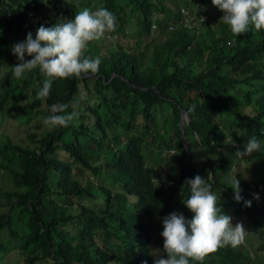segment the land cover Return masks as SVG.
<instances>
[{
    "label": "trees",
    "instance_id": "trees-1",
    "mask_svg": "<svg viewBox=\"0 0 264 264\" xmlns=\"http://www.w3.org/2000/svg\"><path fill=\"white\" fill-rule=\"evenodd\" d=\"M78 2L0 0V121L31 126L18 139L0 135V264L11 252L22 264H155L159 217L171 207L192 218L182 201L196 175L211 176L225 214L230 201L232 218L264 230V30L235 36L212 0ZM90 6L117 18L116 31L85 51L101 59L96 75L56 79L47 98L38 97L46 79L39 69L13 78L15 40ZM205 12L210 19L192 26ZM60 104L79 118L50 129L43 121ZM253 135L261 149L250 156L249 182L234 170L248 156L235 153ZM254 256L226 246L203 264H254Z\"/></svg>",
    "mask_w": 264,
    "mask_h": 264
},
{
    "label": "clouds",
    "instance_id": "clouds-1",
    "mask_svg": "<svg viewBox=\"0 0 264 264\" xmlns=\"http://www.w3.org/2000/svg\"><path fill=\"white\" fill-rule=\"evenodd\" d=\"M212 4L223 13L220 21L227 24L235 36L246 34L252 29L264 30V0H212ZM209 19L210 13L205 12L199 21L195 19L192 26H197L201 20ZM116 28V16L104 6H99L94 11L84 8L77 12L74 20L58 22L52 27L41 25L36 30L35 38L28 32L24 41L11 46L12 54L18 60V63L12 66V76L22 80L26 73L39 69L46 79L38 97L47 98L52 82L56 79H79L86 74L98 73L100 57L88 58L85 51L90 42L100 41L106 34L115 32ZM229 43L228 41L227 44ZM83 98L86 97L82 95ZM68 107V104L52 105V114L44 119V124L50 129L66 128L77 121L80 114L76 111L68 112ZM260 149L261 143L253 135L244 145L243 151L237 148L235 155L237 158H245ZM188 154L189 152H186V155ZM209 180L210 175L207 180L196 175L185 181L190 188V195L182 202L193 213L192 218L187 219L179 212H172L163 218V231L160 235L163 237V252L166 257L155 256L151 252L156 257L155 264H189L190 258L203 264L206 256L226 246L236 248L242 245L252 257L245 241L247 232L258 233L261 241H264V230H261L263 227L253 228L251 223L247 231L244 225L248 226V223L242 222L244 217H236L240 223L233 225L231 216L234 213L231 214L227 208L231 206L234 211L231 202L226 206L230 214L227 215L218 206L219 195L212 191ZM230 183L235 193L234 199L240 201L242 197L239 181L233 176ZM245 206L250 207L251 202L245 201ZM250 246L255 247L253 244ZM262 246L264 247L261 243L260 250Z\"/></svg>",
    "mask_w": 264,
    "mask_h": 264
},
{
    "label": "rangeland",
    "instance_id": "rangeland-1",
    "mask_svg": "<svg viewBox=\"0 0 264 264\" xmlns=\"http://www.w3.org/2000/svg\"><path fill=\"white\" fill-rule=\"evenodd\" d=\"M78 1H83V0H74V3L79 4ZM71 7L73 8V6H71ZM88 9L94 11L96 8H94L93 6H90V7H88ZM211 10H213V9L211 8ZM156 17H159V16L156 15L155 18ZM69 20H70V17H69ZM116 37L120 38L121 35L117 34ZM130 38H134V40H135L136 36L135 37H130ZM111 39H113V38H110V40ZM17 42H20V41H18V39H17V40H15V43H17ZM101 43H102L101 40L100 41H94V42H92V45L99 47L101 45ZM123 43H124V46H126V45H128V43H130V41L128 40V43H127L126 39H125ZM34 123L35 122L33 121L32 125ZM28 127H31V126H29V125L22 126V124L18 120H12L11 118H5V119L0 121V135L2 133H6V134H8L9 136H11V137H13L15 139H18L17 138L18 137L17 133H20L23 130H27ZM206 148H207L206 152L210 154L211 151L208 149L209 147H206ZM196 151H197V155H198V157H199V159L201 161L203 159H205L202 156V154H201L203 152H202V150L200 148L196 149ZM235 166L236 167L234 168V170L240 171L243 174V177L246 180H248L249 182L253 181L255 170H254V160H253L252 157L248 156L245 161L239 162ZM159 170H160V168H159ZM5 184H6V187H10L9 183L5 182ZM227 208L229 209V211L232 214L233 213L232 207L231 206H227ZM2 210H3V208L0 207V211H2ZM172 212H173V209L171 207H169V209L165 212V214L163 216L159 217L158 221L162 223L163 218L166 215H168V214H170ZM232 223H233V225H235L236 223H240V221L236 217H233L232 218ZM249 227L250 226L244 225V228L247 231H249L248 230ZM159 228L157 230V235L154 234L153 240H151V245L153 247L152 253L155 256H159V255L162 256L163 255V253H162V251H163V237H161V235H160V233L163 230L159 229ZM245 241L248 244V247L250 249L251 255H255L254 256L255 257L254 264H264V255H263L264 247L263 246L261 247L262 250L259 249L262 241H261V238L259 237L258 233L252 232V234H249V232H247V236L245 238ZM250 244H253L255 247H251ZM10 263L11 264H22V257L20 256V254H18L16 252L9 253L7 258H6V260H5V262H4V264H10Z\"/></svg>",
    "mask_w": 264,
    "mask_h": 264
},
{
    "label": "water",
    "instance_id": "water-1",
    "mask_svg": "<svg viewBox=\"0 0 264 264\" xmlns=\"http://www.w3.org/2000/svg\"><path fill=\"white\" fill-rule=\"evenodd\" d=\"M185 121H189V117H188V115H187V113L185 111H182L181 112V117H180V127L182 129H183V124L185 123ZM183 142H184V145H185V147L187 149V153H188L189 152V150H188L189 143L185 139L183 140Z\"/></svg>",
    "mask_w": 264,
    "mask_h": 264
},
{
    "label": "built area",
    "instance_id": "built-area-1",
    "mask_svg": "<svg viewBox=\"0 0 264 264\" xmlns=\"http://www.w3.org/2000/svg\"><path fill=\"white\" fill-rule=\"evenodd\" d=\"M185 21H186V20H185ZM189 23H190V22L187 20V21L185 22V25H190Z\"/></svg>",
    "mask_w": 264,
    "mask_h": 264
}]
</instances>
